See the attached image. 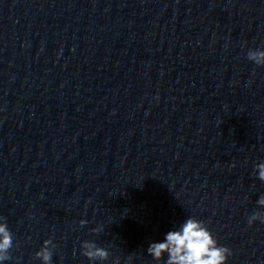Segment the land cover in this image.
Masks as SVG:
<instances>
[{"label":"clouds","instance_id":"clouds-1","mask_svg":"<svg viewBox=\"0 0 264 264\" xmlns=\"http://www.w3.org/2000/svg\"><path fill=\"white\" fill-rule=\"evenodd\" d=\"M248 59L258 66H264V51L250 50ZM258 178L264 181V163L255 166ZM257 203L264 206V196H261ZM0 217V221H4ZM264 223V212H254L248 218L251 226L255 221ZM86 221L81 220L83 226ZM102 227L92 229L93 232L102 231ZM56 247L51 239L43 241V246L35 253L42 264H51L52 250ZM81 253L90 261H105L109 257V252L105 248L97 246L93 241L85 240L81 242ZM13 248V234L8 229L6 222H0V262L11 259L10 250ZM148 254L156 261H161L165 254L167 259L165 264H226L228 257L232 255L231 249L218 243L212 232L208 229L203 220L196 217H189L178 229L169 231L162 242L152 243L148 249ZM131 261L132 257H128Z\"/></svg>","mask_w":264,"mask_h":264}]
</instances>
